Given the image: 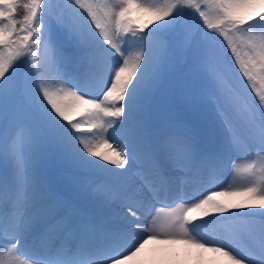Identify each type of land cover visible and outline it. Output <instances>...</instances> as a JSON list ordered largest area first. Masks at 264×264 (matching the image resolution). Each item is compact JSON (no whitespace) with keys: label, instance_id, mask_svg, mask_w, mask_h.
Returning <instances> with one entry per match:
<instances>
[{"label":"snow or ice","instance_id":"snow-or-ice-1","mask_svg":"<svg viewBox=\"0 0 264 264\" xmlns=\"http://www.w3.org/2000/svg\"><path fill=\"white\" fill-rule=\"evenodd\" d=\"M176 244L264 264V0H0V264H164Z\"/></svg>","mask_w":264,"mask_h":264},{"label":"bare ground","instance_id":"bare-ground-1","mask_svg":"<svg viewBox=\"0 0 264 264\" xmlns=\"http://www.w3.org/2000/svg\"><path fill=\"white\" fill-rule=\"evenodd\" d=\"M225 180H230V176L224 177ZM209 176L205 171L201 174L199 179H189L187 182L179 183L171 190L169 196L167 197V204H157L156 207H174L177 198L183 194L185 197H193L199 193L203 189L206 188L208 184ZM219 190V188H217ZM237 200L239 198H236ZM127 211V209H125ZM154 214V213H153ZM151 219V216L148 217ZM199 223V221H197ZM202 232L208 233L211 231L209 228H202ZM152 245L146 246L145 252L142 254L144 256L151 255L150 249ZM187 248L183 244L172 245L169 248V255L165 259L164 264H197V257L195 253V249H192V255L189 257L186 255ZM201 264H227L225 258L215 255L213 253H204Z\"/></svg>","mask_w":264,"mask_h":264},{"label":"trees","instance_id":"trees-1","mask_svg":"<svg viewBox=\"0 0 264 264\" xmlns=\"http://www.w3.org/2000/svg\"><path fill=\"white\" fill-rule=\"evenodd\" d=\"M190 19H191L190 17H186L184 19V23L188 24ZM176 60L177 62L172 69V75H173L172 85L174 87H178V85L183 81V76H184V73L181 70L184 64V60L179 55L176 57ZM26 76H27V71L25 70L24 66L23 65L19 66L15 78V83L18 86V91H17L16 103L13 106L14 108L17 107L18 104L21 103L22 101L25 103L26 106L28 104V98L32 89L28 90L29 89L28 84L24 83V78L25 80L27 79ZM228 79L230 80L232 85H234L238 89L241 96H243L244 99L247 100V102L250 105H256L258 107V102L253 97L254 94L250 93V91L246 88L243 77L239 74V70L235 68L234 65L232 69L229 71ZM59 187L62 193L71 196L70 191L73 190L71 183H63L60 184Z\"/></svg>","mask_w":264,"mask_h":264},{"label":"rangeland","instance_id":"rangeland-1","mask_svg":"<svg viewBox=\"0 0 264 264\" xmlns=\"http://www.w3.org/2000/svg\"><path fill=\"white\" fill-rule=\"evenodd\" d=\"M27 79L25 80L24 78V83H27L28 84V90H31L32 89V80H33V77L27 73ZM253 97L255 98V96L253 95ZM27 106L25 105V103L22 101L21 103L18 104L17 107H15L14 109L17 111L18 114H22L24 109L26 108ZM213 110H215V105L213 104Z\"/></svg>","mask_w":264,"mask_h":264}]
</instances>
